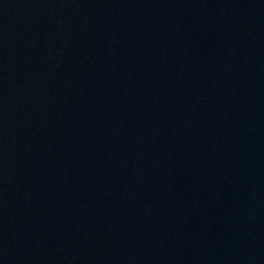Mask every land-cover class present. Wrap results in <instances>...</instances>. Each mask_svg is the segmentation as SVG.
<instances>
[{
    "label": "water",
    "instance_id": "95a60500",
    "mask_svg": "<svg viewBox=\"0 0 264 264\" xmlns=\"http://www.w3.org/2000/svg\"><path fill=\"white\" fill-rule=\"evenodd\" d=\"M0 264H264V0H0Z\"/></svg>",
    "mask_w": 264,
    "mask_h": 264
}]
</instances>
